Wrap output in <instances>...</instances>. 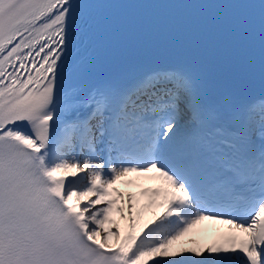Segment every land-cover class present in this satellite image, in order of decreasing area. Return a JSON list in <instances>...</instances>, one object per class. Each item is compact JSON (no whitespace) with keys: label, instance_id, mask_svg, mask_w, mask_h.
I'll return each instance as SVG.
<instances>
[{"label":"snow or ice","instance_id":"6c2138e0","mask_svg":"<svg viewBox=\"0 0 264 264\" xmlns=\"http://www.w3.org/2000/svg\"><path fill=\"white\" fill-rule=\"evenodd\" d=\"M128 7L223 10L264 88V0H0V264H264V91L190 63L92 75L74 50Z\"/></svg>","mask_w":264,"mask_h":264},{"label":"rangeland","instance_id":"374dc122","mask_svg":"<svg viewBox=\"0 0 264 264\" xmlns=\"http://www.w3.org/2000/svg\"><path fill=\"white\" fill-rule=\"evenodd\" d=\"M132 185H125V184H118L117 187H119L121 189V191L127 193V192H133V193H139L140 192V188L138 186H134V188L132 190H130V187ZM142 202H146L147 200V197H141L140 198ZM147 215H151V213H148ZM112 217L114 220H117L119 223H120V218H119V215L116 214V213H113L112 214ZM211 231H213L214 233L216 232L215 228H211L209 229ZM212 232L210 231H207L206 229H204L200 234V238L204 239V240H211L213 239V235H211ZM197 237L196 236H189L186 238L187 241H191L192 239H196Z\"/></svg>","mask_w":264,"mask_h":264},{"label":"bare ground","instance_id":"6f19581e","mask_svg":"<svg viewBox=\"0 0 264 264\" xmlns=\"http://www.w3.org/2000/svg\"><path fill=\"white\" fill-rule=\"evenodd\" d=\"M135 178V177H134ZM138 181H140V182H147L146 184H145V187L144 188H153V187H158L159 185H160V181L159 180H156L155 182H153V183H150L151 181H153V180H138ZM128 185H132L131 187H130V190H132L133 188H134V186L136 187V186H138V184L136 183V182H134L133 184H128ZM139 187V186H138ZM113 218V217H112ZM214 224H211V223H209V222H205L204 223V225H203V227H206V226H208V229H207V231H210V232H212L211 233V235H214V237L219 233V232H223V231H225V229H223V230H219L218 229V231H216V233H214L213 231H211V230H209V228H211L212 226H213Z\"/></svg>","mask_w":264,"mask_h":264}]
</instances>
